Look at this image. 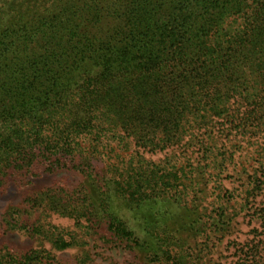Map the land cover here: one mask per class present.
<instances>
[{
    "label": "trees",
    "instance_id": "obj_1",
    "mask_svg": "<svg viewBox=\"0 0 264 264\" xmlns=\"http://www.w3.org/2000/svg\"><path fill=\"white\" fill-rule=\"evenodd\" d=\"M263 127L264 0H0V199L24 194L0 204L4 234L88 244L57 215L148 264H198L192 239L229 223L198 215L194 174L222 166L214 134ZM237 252L264 264V232ZM0 264L57 263L1 247Z\"/></svg>",
    "mask_w": 264,
    "mask_h": 264
},
{
    "label": "rangeland",
    "instance_id": "obj_2",
    "mask_svg": "<svg viewBox=\"0 0 264 264\" xmlns=\"http://www.w3.org/2000/svg\"><path fill=\"white\" fill-rule=\"evenodd\" d=\"M224 133L226 134L227 131ZM212 144L218 146L214 153L217 154L218 150H221L226 157L218 156V162L221 161L222 166L216 168L215 172L210 167L197 168L194 174L200 180V185L196 187L200 197L196 204L197 211L201 218L204 217L206 222H210L208 223L210 225L214 220H218L216 210L218 213L223 210L229 226L222 234H215L209 230L210 235L206 237L205 249H202V242L205 241L203 235L192 239V246L196 256H201L202 260L198 264H238L241 259L237 248L253 239L257 240L258 235L264 232V221L260 217L264 209V127L256 135L248 134L245 137L214 134ZM169 153L171 154V152L167 154ZM167 154L163 152L146 154V156L147 159L160 162ZM182 155L187 159L191 158L192 163L195 160L202 161L200 164L203 167L210 163L203 161L206 158L204 153L202 151L197 153L195 148L188 154L182 153ZM197 161L194 162L195 166H198ZM219 173L218 179L216 175ZM57 179L59 176L42 180L32 191L26 193L36 192L42 187L51 185ZM79 181L80 179L74 175L67 179V183L74 186ZM3 198L0 199L1 205H5L3 202H6V205L10 203L19 205L23 201L24 194ZM48 221L71 233H77L88 244L57 250L52 244L32 238L25 232L14 231L4 234L0 229V248L26 253L31 249L43 247L52 251L57 264H148L144 257L127 248L104 245L85 236L74 220L54 215L49 217ZM87 255L90 260L86 258Z\"/></svg>",
    "mask_w": 264,
    "mask_h": 264
}]
</instances>
